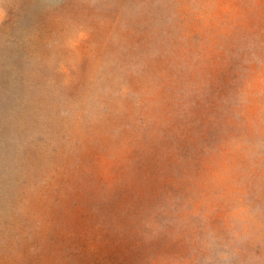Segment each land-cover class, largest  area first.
Returning <instances> with one entry per match:
<instances>
[{
  "label": "rangeland",
  "instance_id": "obj_1",
  "mask_svg": "<svg viewBox=\"0 0 264 264\" xmlns=\"http://www.w3.org/2000/svg\"><path fill=\"white\" fill-rule=\"evenodd\" d=\"M0 264H264V0H0Z\"/></svg>",
  "mask_w": 264,
  "mask_h": 264
}]
</instances>
